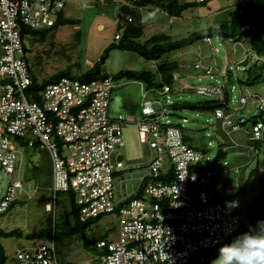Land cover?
<instances>
[{
    "label": "built area",
    "instance_id": "obj_1",
    "mask_svg": "<svg viewBox=\"0 0 264 264\" xmlns=\"http://www.w3.org/2000/svg\"><path fill=\"white\" fill-rule=\"evenodd\" d=\"M66 1L0 0V172L11 178L0 198V213L8 210L18 192L25 191L23 181L15 176L21 170L23 144L45 147L52 156L54 200L57 191L72 188L81 221L108 213L118 217L116 238L95 241L102 251L101 264H181L195 256L203 259L201 251L218 245L240 228L243 202L242 197L213 200L219 196L200 189L208 156L189 145L182 127L171 123L169 86H164L159 98L144 99L136 122L142 141H148L154 154L141 175L140 185L145 181L143 193L133 197L139 187L121 195L115 185L116 175L143 165L124 163L121 119L110 115L117 83L114 78L84 81L62 76L35 86L22 29L53 26ZM245 5L240 0L239 6ZM196 65L204 67L213 81L192 87L207 98L224 102L215 110V117L221 119L227 133L246 131L248 139L255 141L250 145L251 152L257 154L260 147L256 142L263 139L264 132V84L257 90L246 88L234 103L232 91L230 98L224 99L228 65ZM229 67L236 68L233 63ZM247 104L256 107L254 115L262 116L254 120V115L239 114ZM170 167L172 180L162 178ZM222 169L230 170L228 166ZM234 171L238 172V167ZM192 186H197L196 197L191 194ZM16 257L20 264H59L54 239L19 249Z\"/></svg>",
    "mask_w": 264,
    "mask_h": 264
},
{
    "label": "rangeland",
    "instance_id": "obj_2",
    "mask_svg": "<svg viewBox=\"0 0 264 264\" xmlns=\"http://www.w3.org/2000/svg\"><path fill=\"white\" fill-rule=\"evenodd\" d=\"M124 1L68 0L65 14L67 17L78 19V24L67 23L55 29L47 28L49 30L46 36L39 31L26 33L27 57L38 78L42 79L66 68H70L73 74H82L89 70L101 59L110 42L117 41L116 35H121L123 23L119 25L117 11L118 5ZM238 4L240 0H210L207 4L189 7L177 17L152 4L139 7L141 19L145 24L141 37H150L160 32H165L174 39L187 36L199 28L226 22L230 11L236 9ZM248 50L247 43L235 45L232 40L220 41L218 37H214L210 43L200 40L165 54L161 61L163 58L180 60V68L178 73L176 72L175 92H169L172 101L203 99L204 97L197 93L191 84L199 85L213 81L204 69L202 71L195 69L194 63L198 60L195 53L204 52L202 63L205 66L208 64L205 60L214 63L217 59L221 67L233 63L236 65L235 75H239L245 72V67L238 64L240 61H243L247 55H250L249 65L256 60L255 54ZM159 62V60L143 58L134 51L113 48L105 59L102 69L105 68L110 75H115L123 68H145L155 72ZM158 77L161 79L160 73ZM245 89L237 82L234 84L232 89L234 103L239 101L236 98ZM162 93L163 91L159 89L147 90L145 84L137 79L122 78L115 84L110 115L121 119L125 145L120 150L125 154L124 163L126 166L136 163L143 165L133 166L125 170L123 175H116V191L121 195L134 192L140 185L141 175L148 169L147 164L154 154V149L148 141H142L136 122L141 115L144 99L162 96ZM256 111L253 104H247L239 110V114L249 117ZM177 114L170 116L171 121L173 123L184 121L186 132L192 135V143L201 149L205 146L209 147L206 155L208 158L204 159V170L201 172L203 179L199 181L200 189L211 192L213 196H222L243 187L241 214L245 217L247 207L259 192L264 178V151L253 156L251 141L246 132L232 130L231 133H227L226 128L219 126L220 121L212 118L213 114L210 111L184 108L178 110ZM183 117L185 120H182ZM226 140L231 146L223 148L220 143ZM235 142L237 145L234 146ZM22 150L21 170L15 176L23 181L25 191L18 192L14 204L5 213H0V228H20L27 233L46 226L49 223L48 217H54L59 222L63 215L69 214L70 201L69 196L63 192L58 194L57 205L54 201L53 163L50 151L45 147L35 148L27 145L23 146ZM236 165L241 167L239 173L233 169ZM257 165L258 169L250 175V170ZM223 166H228L231 170L224 171ZM207 170H210V174L206 173ZM10 179L9 176L4 177V172H0V180L3 181L0 185V198ZM73 218L70 216V220ZM117 233L118 217L115 213H108L87 227L84 233H75L71 237L60 235L56 242L59 264L99 263L92 246L90 248L84 244L85 239L102 234L108 238H116ZM0 240L7 254L6 264H17L16 253L19 249L49 242L51 239L48 237L28 239L14 235L2 236Z\"/></svg>",
    "mask_w": 264,
    "mask_h": 264
},
{
    "label": "trees",
    "instance_id": "obj_3",
    "mask_svg": "<svg viewBox=\"0 0 264 264\" xmlns=\"http://www.w3.org/2000/svg\"><path fill=\"white\" fill-rule=\"evenodd\" d=\"M210 0H194V1H181V0H125L123 3L118 5V18H119V25L123 23L122 26V33L119 35L117 41H112L105 49L102 57L98 60L89 70L82 74H73L70 68L62 69L57 71L56 73L46 76L44 78H38L36 75L33 67L31 66V71L33 72V77L35 80V86L41 87L44 86L46 83L54 82L58 80L62 76H72L77 77L80 80H90L93 78H101L105 76H112L114 80L117 82L122 78L128 79H137L142 81L145 84L147 90H163L165 85L169 86L170 92H175V83L177 80V71L180 68V60L178 58H161L166 54L170 53L173 50H180L188 45L196 43L200 40H205L210 43V41L206 40V37H210L211 40L214 37H218L220 41L224 40H232L235 45L237 44H244L247 43L249 45V50L255 54L256 60L253 64L247 63L245 65V72L240 73L239 75H235V71L233 68L229 67L227 63V68L225 69L226 72V81H225V95L224 99L228 100L230 98V92L233 89L234 84L244 86L245 88H250L251 90L259 89L260 85L264 84V0H243L246 2L245 6H239L233 11H230L229 19L223 23H213L208 27L199 28L197 30L192 31L187 36H183L181 38L174 39L169 34L165 32L154 33L150 37L142 38L141 36L144 33V26L145 24L142 21L141 13L139 11V7H145L149 4L155 5L157 7H161L168 12L171 16H181L183 12L188 9L189 7L198 6L202 4H207ZM67 3V1H66ZM66 7V6H65ZM78 24V19L67 17L62 11L56 23L49 27L50 29H55L60 25L63 24ZM47 28H30L24 26L22 29L23 35L26 33H34L36 31L41 32L42 35L46 36ZM244 46V45H243ZM245 47V46H244ZM113 48H119L124 50H130L136 52L143 58L148 60H159L157 70L151 71L149 69H134V68H123L115 75H110L107 71H103L102 66L104 64L105 59L107 58L109 52ZM25 50L27 51V47L25 45ZM196 52V51H195ZM245 52L246 49H245ZM198 57V60L195 61L194 67L197 70L202 71L204 67H200V65H196V63L200 60L202 63L204 52H197L195 53ZM215 60V59H214ZM210 65H216L220 68L221 65L219 61L216 59L215 62H209L205 60ZM204 64V63H203ZM202 65V64H201ZM226 65V64H224ZM249 65V66H248ZM236 66V65H235ZM243 66V65H241ZM205 70V69H204ZM177 72V73H176ZM161 74V79H159L158 74ZM215 75V74H214ZM211 76V75H209ZM213 76V75H212ZM253 87V88H251ZM194 88V87H193ZM196 89V88H195ZM197 92V90H196ZM198 93V92H197ZM201 95V94H200ZM204 98L199 100H184V101H173L172 103H167V106L172 108L170 112V116L172 114L178 115V110L184 108H190L199 111H210L212 114H215V110L218 107H222L224 102L221 101L219 98H207L204 95H201ZM160 97V96H156ZM215 116V115H214ZM262 116L254 115L253 118L258 119ZM185 118V117H183ZM236 121V120H235ZM173 123V122H171ZM173 124H177L182 127L184 132V140L191 146L199 148L198 146L192 143L190 140L189 135L186 134V130H184V126H182L181 122H175ZM220 127H223L222 124H219ZM224 128V127H223ZM222 128V129H223ZM224 131V129H223ZM244 131V130H242ZM246 132V131H244ZM226 133V131H225ZM227 134V133H226ZM247 134V133H246ZM228 135V134H227ZM248 135V134H247ZM229 136V135H228ZM228 141H223L220 144H227ZM255 142V141H251ZM257 146L260 147V151L257 154H253V156L258 155L261 151H264V132H263V139L261 141L256 142ZM23 146H25L23 144ZM261 146L262 149H261ZM37 148V147H36ZM201 149V148H200ZM205 153L209 151V147L205 146L202 149ZM202 164V162H201ZM198 165L199 167L202 165ZM204 165V163H203ZM238 167V172H240L239 166H233V169ZM230 168V167H229ZM194 169V168H193ZM231 169V168H230ZM258 169V165L253 167L250 170V175ZM162 178L172 180L173 178V167L168 168L167 173H162ZM147 181V179H146ZM145 181L139 186L138 190L131 195L133 196H141L143 193V186ZM63 192L65 195L69 196V214H65L60 218V221L54 219V217H48L49 223L39 228L33 232H23L20 228H13V229H3L0 228V238L2 236H20L26 237L28 239L40 238V237H48L50 239H54L55 247L56 242L59 239L60 235L69 236L75 233H81L87 229L91 224L98 221L103 215L97 216L95 218H91L86 221H81L79 218V205L76 201V195L72 188L68 190H60L56 193V202L57 205V198L58 194ZM197 190L194 186L191 187V194L193 197L197 196ZM244 193V188L239 187L233 193L222 195L221 197H217L213 200H219L223 198H234V197H242ZM130 197V198H131ZM54 198V197H53ZM16 200H14L10 206L14 204ZM6 212V211H5ZM3 212V213H5ZM70 216H73V220H70ZM71 222H70V221ZM264 220V178L261 181V187L259 192L253 197L251 202L247 207V215L245 217L242 216V222L240 228L235 231L232 235L227 237L225 240L220 242L218 245L214 247H210L206 250L201 251L204 258L200 259L199 257H192L187 262L181 264H211V261L216 258L218 255V249L225 243L231 242L237 235L247 232L249 230V226H255L257 221ZM107 237L106 235L102 234L92 238H86L84 244L91 248L97 254V257L100 261V254L101 250H99L96 245L95 241L99 238ZM56 255H57V248H56ZM58 257V255H57ZM7 254L5 251V247L0 240V264H6ZM20 264V263H17ZM101 264V261L99 263ZM168 264H178V263H168Z\"/></svg>",
    "mask_w": 264,
    "mask_h": 264
},
{
    "label": "clouds",
    "instance_id": "obj_4",
    "mask_svg": "<svg viewBox=\"0 0 264 264\" xmlns=\"http://www.w3.org/2000/svg\"><path fill=\"white\" fill-rule=\"evenodd\" d=\"M211 264H264V220L223 244Z\"/></svg>",
    "mask_w": 264,
    "mask_h": 264
},
{
    "label": "crops",
    "instance_id": "obj_5",
    "mask_svg": "<svg viewBox=\"0 0 264 264\" xmlns=\"http://www.w3.org/2000/svg\"><path fill=\"white\" fill-rule=\"evenodd\" d=\"M67 3H68V0H67ZM67 3H66V5H67ZM65 10V9H64ZM64 14H65V11H64ZM66 15V14H65ZM116 38V37H115ZM113 94V93H112ZM112 97H113V95H112ZM156 97V96H155ZM111 101H112V98H111ZM178 101V100H177ZM111 105V104H110ZM215 114H213V116H212V118H214V119H218L219 121H220V124H221V119L220 118H218V117H215L214 116ZM184 123V122H183ZM184 130H186L187 131V127H186V125H185V123H184ZM185 131V132H186ZM186 134L187 135H189V137H190V140H192V135L191 134H189V133H187L186 132ZM227 141V140H226ZM235 143H237V142H235ZM235 145H237V144H234V146ZM221 146L224 148V147H230L231 145L230 144H228V142H227V144L225 145H223V144H221ZM237 166V165H236ZM240 166V165H239ZM241 168V167H240ZM143 175V174H142ZM245 176V175H244ZM239 178H240V176H239ZM53 197H54V195H53ZM53 239V238H52ZM51 239V240H52ZM51 240H49V242H51ZM42 243V242H41ZM40 244V243H39ZM36 245H38V244H34L33 246H30V247H28V248H34ZM24 248H26V247H23V248H21V249H24ZM97 255V254H96ZM100 262V261H99Z\"/></svg>",
    "mask_w": 264,
    "mask_h": 264
},
{
    "label": "water",
    "instance_id": "obj_6",
    "mask_svg": "<svg viewBox=\"0 0 264 264\" xmlns=\"http://www.w3.org/2000/svg\"><path fill=\"white\" fill-rule=\"evenodd\" d=\"M249 55H247L246 56V58L243 60V61H240V63H238L239 65H243V66H245V65H247V63H248V61H249ZM103 70H105V68L103 69Z\"/></svg>",
    "mask_w": 264,
    "mask_h": 264
}]
</instances>
